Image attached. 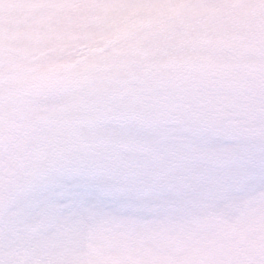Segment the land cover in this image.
I'll list each match as a JSON object with an SVG mask.
<instances>
[{
    "label": "rangeland",
    "instance_id": "374dc122",
    "mask_svg": "<svg viewBox=\"0 0 264 264\" xmlns=\"http://www.w3.org/2000/svg\"><path fill=\"white\" fill-rule=\"evenodd\" d=\"M0 73L9 99L86 96L105 79L195 81L244 133L237 194L192 188L147 222L0 203V264H264V0H0ZM14 113L0 109V152L51 131Z\"/></svg>",
    "mask_w": 264,
    "mask_h": 264
},
{
    "label": "snow or ice",
    "instance_id": "6c2138e0",
    "mask_svg": "<svg viewBox=\"0 0 264 264\" xmlns=\"http://www.w3.org/2000/svg\"><path fill=\"white\" fill-rule=\"evenodd\" d=\"M0 73V109L25 128L53 121L46 136L18 137L0 152V203L39 215L95 209L147 222L184 192L237 194L244 142L235 113L195 81L102 80L86 95L40 91L9 99ZM264 183V168L258 177Z\"/></svg>",
    "mask_w": 264,
    "mask_h": 264
}]
</instances>
